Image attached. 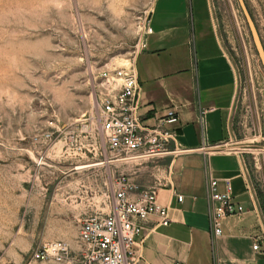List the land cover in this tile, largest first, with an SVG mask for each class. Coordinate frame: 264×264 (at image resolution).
Returning <instances> with one entry per match:
<instances>
[{"label":"rangeland","instance_id":"obj_1","mask_svg":"<svg viewBox=\"0 0 264 264\" xmlns=\"http://www.w3.org/2000/svg\"><path fill=\"white\" fill-rule=\"evenodd\" d=\"M154 0H0V264H78L85 216L108 213L99 101L140 48ZM264 50V0H242ZM237 73L232 141L264 217V70L238 0H211ZM79 168V169H78ZM62 243L64 262L35 260Z\"/></svg>","mask_w":264,"mask_h":264},{"label":"crops","instance_id":"obj_2","mask_svg":"<svg viewBox=\"0 0 264 264\" xmlns=\"http://www.w3.org/2000/svg\"><path fill=\"white\" fill-rule=\"evenodd\" d=\"M146 25L150 32L143 35L131 65L140 120L153 127L173 112L176 122L162 127L173 134L174 145L218 148L122 169L138 190L155 191L169 218L166 226L158 225L153 215L135 220L142 233L135 238L130 263L264 264V217L243 153L227 148L238 79L222 48L211 0H154ZM212 179L218 191L229 180L232 201L244 209L222 221L216 240L208 232ZM256 239L258 249L253 250Z\"/></svg>","mask_w":264,"mask_h":264},{"label":"built area","instance_id":"obj_3","mask_svg":"<svg viewBox=\"0 0 264 264\" xmlns=\"http://www.w3.org/2000/svg\"><path fill=\"white\" fill-rule=\"evenodd\" d=\"M150 29L146 25L145 33ZM139 87L132 67L119 69L106 92L99 101L96 120L102 135L103 145L111 154L113 162L140 164L164 157H177L194 152L209 153L218 146L202 143L197 149L174 145L173 134L162 125L176 122L173 112L153 127L145 126L139 117ZM173 143V147H169ZM224 190H217V181H209V203L211 212L208 232L212 240L222 234V221L229 216L244 212L241 204L231 198V184L223 181ZM176 200L181 201L177 196ZM156 216L158 225L169 223L168 211L157 201L154 190H138L128 178L116 177L110 198L108 213L95 212L84 217L78 238L82 244L78 264H131L135 238L142 233L135 220ZM258 239L252 245L258 249ZM68 249L62 243L46 245L33 255L35 260L64 262ZM180 264V263H175Z\"/></svg>","mask_w":264,"mask_h":264},{"label":"water","instance_id":"obj_4","mask_svg":"<svg viewBox=\"0 0 264 264\" xmlns=\"http://www.w3.org/2000/svg\"><path fill=\"white\" fill-rule=\"evenodd\" d=\"M239 2V5L242 9V12H243V15H244V18L246 20V23H247V26H248V30L250 32V35L252 37V41H253V44H254V47H255V50H256V53L259 57V60H260V63H261V66L264 70V50H263V47L260 43V40H259V37L256 33V29L254 27V24L252 22V20L250 19L244 5H243V2L242 0H238Z\"/></svg>","mask_w":264,"mask_h":264},{"label":"bare ground","instance_id":"obj_5","mask_svg":"<svg viewBox=\"0 0 264 264\" xmlns=\"http://www.w3.org/2000/svg\"><path fill=\"white\" fill-rule=\"evenodd\" d=\"M79 169V168H78Z\"/></svg>","mask_w":264,"mask_h":264}]
</instances>
